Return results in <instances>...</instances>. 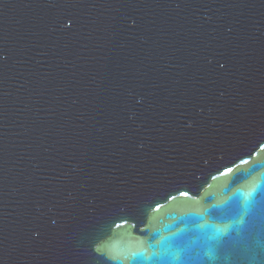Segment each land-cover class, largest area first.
<instances>
[{
	"label": "water",
	"instance_id": "95a60500",
	"mask_svg": "<svg viewBox=\"0 0 264 264\" xmlns=\"http://www.w3.org/2000/svg\"><path fill=\"white\" fill-rule=\"evenodd\" d=\"M173 256L264 264V0H0V264Z\"/></svg>",
	"mask_w": 264,
	"mask_h": 264
},
{
	"label": "snow or ice",
	"instance_id": "6c2138e0",
	"mask_svg": "<svg viewBox=\"0 0 264 264\" xmlns=\"http://www.w3.org/2000/svg\"><path fill=\"white\" fill-rule=\"evenodd\" d=\"M231 171H232L231 169H227L226 172H225V174H227V172H231ZM218 247H219V248H222V247H223V244L218 245ZM133 255H134V256H135V255H142V253H139V254L134 253ZM156 259H162V258L157 257ZM171 260L174 261V262H176V264H189V261L182 260V259H181L180 257H178V256H173V257H171Z\"/></svg>",
	"mask_w": 264,
	"mask_h": 264
}]
</instances>
